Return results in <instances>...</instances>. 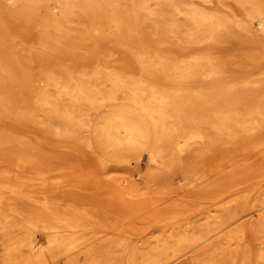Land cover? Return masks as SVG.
I'll return each mask as SVG.
<instances>
[{
  "label": "bare ground",
  "instance_id": "6f19581e",
  "mask_svg": "<svg viewBox=\"0 0 264 264\" xmlns=\"http://www.w3.org/2000/svg\"><path fill=\"white\" fill-rule=\"evenodd\" d=\"M1 1L0 124L26 125L46 140L43 143L37 138L32 146L18 143L16 173L0 175V247L2 234L13 226L11 217L17 215L38 221L49 242V248L43 250L39 243L28 241V251L20 253L17 264L51 261L58 247L67 242L62 231L82 234L68 242L70 251L85 244L86 223L93 219L90 212L47 196L50 188L57 187L48 164L52 137L66 142L60 150L71 144L92 151L95 142L117 162L145 149L157 169L170 171L192 144H205V156L213 152L207 136L210 129L236 141L225 147L224 156L232 154L229 149H253L257 164L264 163V151H260L264 143L252 146L240 142L264 132L262 83H248L230 98L232 87L213 92L203 82L221 75L209 54H189L190 58L182 52L174 58L166 51L170 40L184 48L209 39L224 25V19L208 8L212 0H11L30 18L31 25L22 34L4 22ZM236 2L242 8L237 20L244 23V30L264 38V4ZM116 51L131 58L133 71L141 78L125 77L131 71L116 65ZM76 57L83 60L72 61ZM162 79L178 82L181 89L170 91L161 84ZM6 143L7 136L0 134V152L6 151ZM186 172L185 182H190V175L200 179L189 166ZM152 176L151 171L147 173L148 179ZM61 178L59 187L75 181ZM262 204L245 215L223 206L206 236L178 234L172 245L153 249L142 256V262L222 264L216 259L220 255L228 264H246L239 251L233 253L232 237L227 239L224 231L248 223L254 243L263 246L256 264H264ZM125 251L129 264H139L134 248ZM169 252L176 257L172 262Z\"/></svg>",
  "mask_w": 264,
  "mask_h": 264
},
{
  "label": "rangeland",
  "instance_id": "374dc122",
  "mask_svg": "<svg viewBox=\"0 0 264 264\" xmlns=\"http://www.w3.org/2000/svg\"><path fill=\"white\" fill-rule=\"evenodd\" d=\"M195 1L199 3V0ZM255 1L264 4V0ZM212 2L208 8L224 19V25L209 39L194 41L184 48L170 40L166 51L174 58L180 57L182 52L188 56L209 54L221 72L218 77L203 80L213 92H221L222 88L230 86L233 89L228 95L232 98L236 89L258 81L264 89V38L244 30V23L237 20L242 8L236 0H224L222 4L217 0ZM12 3L11 0L1 1L4 22L18 34L27 33L30 18ZM113 55L118 67L130 69L125 77L141 78L140 73L133 71L135 65L130 57L122 51ZM82 60L76 57L72 61ZM163 79L161 84L170 91L181 89L178 82ZM0 134L7 136L6 151L0 152V175L16 173L18 143L32 146L37 144V138L46 143L42 133L32 132L26 125L12 121L0 124ZM207 136L213 152L209 151L205 156V144L201 147L192 144L176 159L170 171L157 169L145 149L129 153L126 160L117 162L95 142L92 151L71 144L67 145L72 148L68 146L60 150L59 146L66 142L59 143L56 137H52L48 150V157L52 160L48 164L53 186L57 187L50 188L47 196L54 198V202L61 198L65 205L84 209L93 215V219L86 223L85 244L70 251L68 242L72 243L74 237L82 234L62 231L67 242L58 247L51 261L40 264H129V253L125 251L128 247L135 249L138 263L144 264L142 256H147L155 248L172 245L178 234L206 236L213 228V218L221 214L223 206L242 215L256 204L263 202L261 206H264V163L257 164L256 151L229 149L232 154L224 156L225 147L235 145L236 141L210 129ZM240 142L252 146L263 144L264 132ZM260 149L264 151V147ZM188 166L200 177L199 180L190 175L191 183L184 181ZM150 171L153 176L148 179ZM64 176L75 181L59 187L60 177L63 179ZM237 199L239 201L235 203ZM32 219L19 215L11 217L13 226L1 236L0 264H17L20 253L28 251L26 244L30 240L39 243L40 249L49 248L45 231L38 221ZM225 232L228 233L227 239L232 237L233 253L239 251L246 264H256V255L263 246L254 243L249 224L240 223ZM172 255V252L167 255L170 262L176 259ZM216 259L222 264L229 263L220 255Z\"/></svg>",
  "mask_w": 264,
  "mask_h": 264
}]
</instances>
